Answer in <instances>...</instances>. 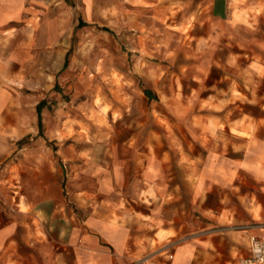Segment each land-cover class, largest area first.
Returning a JSON list of instances; mask_svg holds the SVG:
<instances>
[{
  "label": "rangeland",
  "instance_id": "obj_1",
  "mask_svg": "<svg viewBox=\"0 0 264 264\" xmlns=\"http://www.w3.org/2000/svg\"><path fill=\"white\" fill-rule=\"evenodd\" d=\"M69 1L61 14L76 27L64 68L14 109L12 133L0 132V227L11 222L22 238L55 203L79 210L74 192L94 201L136 196L140 186L118 187V171L144 179L150 157L171 178L161 191L172 190L173 209L194 212L183 155L195 164L213 147L222 163H242L246 130L264 116V16L234 22L228 0ZM208 121L221 129L211 139L202 132ZM236 175L238 188L223 195L259 189L247 170Z\"/></svg>",
  "mask_w": 264,
  "mask_h": 264
},
{
  "label": "crops",
  "instance_id": "obj_2",
  "mask_svg": "<svg viewBox=\"0 0 264 264\" xmlns=\"http://www.w3.org/2000/svg\"><path fill=\"white\" fill-rule=\"evenodd\" d=\"M228 3L234 22L264 16V0ZM67 4L71 2L0 0L1 133H12L14 109L29 100V91L51 87L64 68L71 30L76 27V21L61 14L67 12ZM254 62L251 58L249 66ZM260 64L259 74L264 76V62ZM260 119L255 127L251 121L246 130L251 147L242 163L235 158L222 163L218 156L225 154L213 147L209 154H198L195 164L183 155L184 185L193 189L194 212L183 210V205L173 209L174 201L168 199L172 190L161 191L171 178L163 179L161 167L150 157L141 170L144 179L127 180L125 171H118V187L138 185L136 196L94 201L87 190L74 192L79 210L60 211L68 200L55 203L53 212L36 215L40 222L26 228L22 238L14 236L13 223L1 226L0 264H240L250 253L251 237L264 238V116ZM220 130L209 121L202 125L207 139ZM254 139L259 142L254 144ZM137 158L140 162L141 156ZM241 170L250 172L260 186L257 191L232 189L233 200L220 189L238 188L236 173ZM161 201L169 206L168 212L162 213ZM45 215L53 223L47 224ZM29 246L30 252L25 248Z\"/></svg>",
  "mask_w": 264,
  "mask_h": 264
},
{
  "label": "built area",
  "instance_id": "obj_3",
  "mask_svg": "<svg viewBox=\"0 0 264 264\" xmlns=\"http://www.w3.org/2000/svg\"><path fill=\"white\" fill-rule=\"evenodd\" d=\"M240 264H264V238L251 237L250 253L241 259Z\"/></svg>",
  "mask_w": 264,
  "mask_h": 264
},
{
  "label": "trees",
  "instance_id": "obj_4",
  "mask_svg": "<svg viewBox=\"0 0 264 264\" xmlns=\"http://www.w3.org/2000/svg\"><path fill=\"white\" fill-rule=\"evenodd\" d=\"M41 108V106L39 107V109Z\"/></svg>",
  "mask_w": 264,
  "mask_h": 264
}]
</instances>
